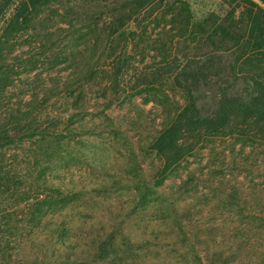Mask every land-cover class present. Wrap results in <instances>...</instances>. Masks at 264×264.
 Listing matches in <instances>:
<instances>
[{
  "label": "rangeland",
  "instance_id": "374dc122",
  "mask_svg": "<svg viewBox=\"0 0 264 264\" xmlns=\"http://www.w3.org/2000/svg\"><path fill=\"white\" fill-rule=\"evenodd\" d=\"M90 1L50 0L40 4L29 14L24 28L9 34L5 27L18 1L0 16V48L17 71L14 97L28 85H37L40 95L56 83L62 89L39 118L43 128L59 130V135L44 145L47 152L44 158H37L40 165L31 166L33 178L41 182L44 175V185L50 188L45 192L47 200L30 208L49 212L52 223L45 222L48 225L43 229L63 220L71 232L62 237L60 251L49 232L37 230L16 255L27 259L37 251L40 257L44 252L51 255L54 243L56 259L51 256L50 260L57 263L58 256L68 251L76 239L83 249V242H94L96 234L104 238L114 232L119 246L125 239L134 244L142 255L138 264H264V138L219 132H204L199 137L187 134L183 139L193 145L192 149L180 161L167 163L151 143L170 119L169 111L152 100L157 95L154 91L133 93L132 75L136 71L131 66V71L117 75L98 69L93 80L82 81L69 90L62 83L82 80L75 74L83 73L82 61L50 66L45 59L49 53L43 54L44 31H51L56 45L59 43L56 50L74 47L80 58L91 50L83 54L78 51L91 44L94 61L102 66L107 40L102 22H108L111 14L97 16L101 17L98 27L90 29L87 24L94 20L93 11L98 9ZM96 1L103 6L113 0ZM186 1L195 22L215 15L222 17L229 8L228 0ZM72 4L74 12L68 8ZM63 7L69 13L65 14ZM70 18L75 19V28L87 34L86 39L58 29L67 27L62 19ZM191 42L173 41L179 54ZM121 47L119 42L114 44L117 51ZM151 48L136 63L150 72L148 80L154 78L151 71L159 67ZM207 49L211 48L198 51ZM215 55L204 80L209 96L230 82L240 85L228 75L233 56L220 51ZM32 58L38 59L34 67ZM76 65L82 67L77 69ZM43 80L46 83L41 85ZM165 90L174 101L171 110L178 109L183 104L181 90L172 82ZM78 95L81 102L85 98V104L75 101ZM145 97L149 99L145 101ZM186 143L182 144L184 148ZM17 161L24 163L22 157ZM25 222L20 224L25 226ZM80 249L76 248L75 253Z\"/></svg>",
  "mask_w": 264,
  "mask_h": 264
},
{
  "label": "trees",
  "instance_id": "16d2710c",
  "mask_svg": "<svg viewBox=\"0 0 264 264\" xmlns=\"http://www.w3.org/2000/svg\"><path fill=\"white\" fill-rule=\"evenodd\" d=\"M15 1H18V6L5 27L6 34L24 28L29 14L37 11L38 5L47 4L50 0H0V16ZM95 1H90L93 8H98L93 11L94 20L87 24L90 29L98 27L101 17L97 16L105 12L111 14L108 22H102L107 40L101 67L98 61H94L95 51L91 49V44L78 51L83 54L84 50H91L78 58L74 47L56 50L59 43L56 45L54 41L55 34L44 31L46 48L43 54L49 53L45 59L50 66L64 62L77 64L80 61L85 66L83 73H75L82 80L76 78L73 82L62 83H66V89L71 90L83 84L82 81L93 80L98 69L102 73L114 72L117 75L131 71V66L136 71L132 75L133 93L154 91L157 95L152 100L169 111L167 115L170 119L164 122L151 148L161 153L170 164L180 161L185 152L192 149L193 145L183 139L187 134L199 137L204 132H219L239 137L254 134L264 138V0H228L229 8L224 16H210L198 22L193 21L192 10L186 0H113L103 6ZM74 7L73 4L68 5L69 11L74 12ZM63 10L67 14L65 7ZM62 20L67 27H58L61 32L86 39L83 29L75 28V19ZM174 40L178 43L181 40L192 42L184 46V52L179 54ZM116 42L122 44L120 51L114 48ZM207 46L211 49L198 51ZM149 48L156 52L159 67L151 71L154 78L148 80L150 72L137 67L136 63L143 59ZM217 51L233 56L234 64L229 67L228 75H232L240 85L230 82L209 96L205 93L207 85L204 80L208 78L207 68ZM4 55L6 53L0 48V264H138L142 255L136 251L134 244L125 239L121 242L123 247L119 246L115 243L114 232L104 238H97L96 234L94 242H83V249L76 239L68 251L58 256L57 263L50 260L51 256L56 259L54 243L51 255L44 252L40 257L39 251L30 259L16 255L37 230L49 232L60 251L62 237L71 231L64 226L63 220L43 229L48 225L45 222L52 223L48 218L49 212L30 208L31 205L44 203L47 200L45 192L50 188L44 185V175L41 182L33 178L31 166L40 165L37 158L40 155L44 158L47 152L44 145L59 135V130L43 128L39 118L47 103L62 89L56 83L44 88L40 95L37 85H28L15 98L13 81L17 71ZM32 59L30 63L34 67L38 59ZM79 67L82 66L76 65L77 69ZM171 82L183 96V104L173 111L171 103L174 101L165 90ZM45 83L44 80L40 82L41 85ZM63 92L67 91L64 89ZM79 98L80 95L75 101L85 104V98L84 102ZM148 99L145 97L144 100ZM183 143H186L185 148ZM19 157L24 163L17 161ZM23 221H26L25 226L20 224ZM76 248L81 249L75 253Z\"/></svg>",
  "mask_w": 264,
  "mask_h": 264
}]
</instances>
